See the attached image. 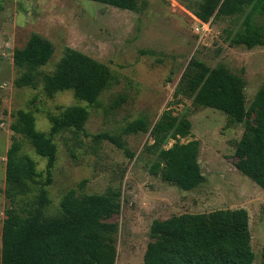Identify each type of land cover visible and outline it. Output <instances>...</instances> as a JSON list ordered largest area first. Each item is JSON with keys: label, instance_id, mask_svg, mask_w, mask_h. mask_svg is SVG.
Instances as JSON below:
<instances>
[{"label": "rangeland", "instance_id": "obj_1", "mask_svg": "<svg viewBox=\"0 0 264 264\" xmlns=\"http://www.w3.org/2000/svg\"><path fill=\"white\" fill-rule=\"evenodd\" d=\"M203 1L139 0V9L132 11L92 0H0V264L3 221L11 207L5 195L6 161L15 115L20 109L32 111L37 128L49 134V115L72 105L88 107L90 117L83 130L67 129L53 137L58 156L52 183L46 185L47 216L60 214L61 199L70 189L79 194L115 190L120 193V208L108 219L118 225L115 264H145L149 243L159 240L151 234L155 219L246 208L255 254L252 264L263 263L264 189L236 167V146L245 124H230L224 112L196 106L190 98L176 97L175 91L190 61L197 58L242 77L250 108L264 82V46L230 43L228 31L243 29L245 15L216 12L204 22L194 14ZM256 22L263 23L264 16ZM32 33L54 44L53 57L42 67L45 72L55 69L67 47L110 67L111 83L97 103L80 100L71 90L50 97L42 86L15 84L19 70L14 51L24 47ZM166 109L191 120L192 133L181 142H201L199 162L206 182L192 190L151 172L159 159L147 149L154 142L151 129ZM139 118L146 120L148 131L126 133L128 124ZM16 135L23 142L22 153L37 162L40 180L46 182L47 158Z\"/></svg>", "mask_w": 264, "mask_h": 264}, {"label": "trees", "instance_id": "obj_2", "mask_svg": "<svg viewBox=\"0 0 264 264\" xmlns=\"http://www.w3.org/2000/svg\"><path fill=\"white\" fill-rule=\"evenodd\" d=\"M120 9L136 11L139 0H92ZM234 17L244 14L243 29H230L226 39L248 48L264 46V0H204L194 14L209 22L215 13ZM55 53L54 44L39 33H32L26 45L13 55L19 76L18 87L42 86L52 97L71 90L90 104L98 102L110 85V67L72 47H67L51 72L45 66ZM245 81L225 66L210 67L193 58L176 87V97L190 98L196 106L218 109L228 115L229 123H244L236 146V167L264 189V82L250 108L246 106ZM255 113L254 121L251 120ZM11 125L14 135L7 151L5 195L11 202L2 227V264H115L118 225L108 221L120 208V193L79 194L68 190L61 199V212L47 216L50 204L46 185L52 183L58 147L53 137L60 132L84 129L88 107L68 106L58 115L50 114L49 134L36 126L32 111L18 110ZM192 123L186 115H174L166 109L151 129L154 142L147 146L159 157L152 174L192 190L206 182L199 162L201 142H181L191 135ZM148 131L145 119L139 118L125 128L126 133ZM27 139L36 153L47 158V181L37 162L22 153ZM117 140L116 137H111ZM170 140L175 142L168 148ZM40 185V186H39ZM22 202H25L23 207ZM151 234L159 240L149 243L145 264H252L249 212L246 208L215 210L209 213H182L155 219ZM264 264V258L263 263Z\"/></svg>", "mask_w": 264, "mask_h": 264}]
</instances>
